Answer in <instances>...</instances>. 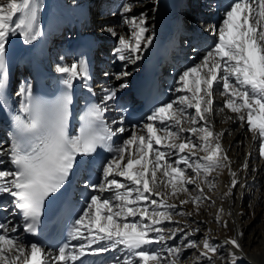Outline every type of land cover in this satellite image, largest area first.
<instances>
[{
    "label": "bare ground",
    "instance_id": "bare-ground-1",
    "mask_svg": "<svg viewBox=\"0 0 264 264\" xmlns=\"http://www.w3.org/2000/svg\"><path fill=\"white\" fill-rule=\"evenodd\" d=\"M163 1L0 0V90L18 43L16 71L41 51L47 72L65 71L60 80L81 74L71 52L77 39L70 14L98 48L94 93L123 99L139 74L140 52L155 37ZM100 3L104 10H94ZM181 3L174 7L180 15ZM213 9L198 5L191 21L177 22L200 40V50L179 38L175 58L180 67L189 63L164 84L169 105L155 125L130 131L122 140L125 157L104 167V214H91L88 223L106 241V264H264V160L257 152L264 139L251 118L264 112V0L219 14L211 25ZM22 78L13 90L25 106L31 77ZM111 120L120 127L118 117ZM8 155L0 129V179L11 171ZM12 205H2L8 231L17 225ZM19 248L0 253V264L27 260Z\"/></svg>",
    "mask_w": 264,
    "mask_h": 264
},
{
    "label": "rangeland",
    "instance_id": "rangeland-1",
    "mask_svg": "<svg viewBox=\"0 0 264 264\" xmlns=\"http://www.w3.org/2000/svg\"><path fill=\"white\" fill-rule=\"evenodd\" d=\"M101 56V55H100ZM254 115V116H253ZM252 115V119H253V121H254V124H255V126L257 127V130L259 131V133L261 134V136L263 137V139H264V112L262 113V114H260V113H254ZM257 117V118H256ZM248 130V129H247ZM249 131V130H248ZM188 143V142H187ZM258 155H260V157H259V160H264V145L263 146H259V148H258ZM173 161H175V159L173 160ZM172 164H174L173 162H171ZM175 165V164H174ZM157 173V172H156ZM155 173V174H156ZM148 174V173H147ZM148 176V175H147ZM149 177H150V174H149ZM115 200V199H114ZM115 203H117V201L115 200ZM263 226H264V224H263Z\"/></svg>",
    "mask_w": 264,
    "mask_h": 264
}]
</instances>
